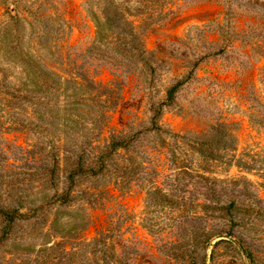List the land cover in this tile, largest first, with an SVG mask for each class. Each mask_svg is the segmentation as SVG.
Returning a JSON list of instances; mask_svg holds the SVG:
<instances>
[{
  "label": "rangeland",
  "instance_id": "1",
  "mask_svg": "<svg viewBox=\"0 0 264 264\" xmlns=\"http://www.w3.org/2000/svg\"><path fill=\"white\" fill-rule=\"evenodd\" d=\"M0 197V264H264V0H0Z\"/></svg>",
  "mask_w": 264,
  "mask_h": 264
},
{
  "label": "trees",
  "instance_id": "2",
  "mask_svg": "<svg viewBox=\"0 0 264 264\" xmlns=\"http://www.w3.org/2000/svg\"><path fill=\"white\" fill-rule=\"evenodd\" d=\"M160 9H162V5L160 7ZM170 13V12H169ZM169 13H166L165 15H168ZM160 20L159 17L153 19V23H159ZM113 23H116L113 21ZM33 72V71H32ZM30 77H32L30 79V82H24V87L26 89V91L28 93H38V82L36 80V78L34 77V75H31ZM35 79V80H34ZM45 83L47 84L48 81L46 80ZM40 87L42 88V86L40 85ZM177 86H173L169 91H168V97L169 99H172V95L173 93L176 91ZM47 94H50V90L47 89L44 91ZM52 94V93H51ZM47 97H49V95H47ZM40 100V98H39ZM158 110L155 111V115L152 118V121H154L155 116L158 114ZM41 118H44V116H42ZM118 146H121L120 143L114 142L112 144V148H116ZM54 171V169H52V172ZM23 197L18 193L17 194V200H22ZM64 203V202H63ZM62 203V204H63ZM23 207V205H11V204H5V201L2 200V198L0 197V242L3 240L4 237H6L9 233L13 232L17 225L24 219H27L28 217H30V215L28 213H21V208ZM41 208H34L31 209L32 211H38ZM31 212V211H30Z\"/></svg>",
  "mask_w": 264,
  "mask_h": 264
},
{
  "label": "water",
  "instance_id": "3",
  "mask_svg": "<svg viewBox=\"0 0 264 264\" xmlns=\"http://www.w3.org/2000/svg\"><path fill=\"white\" fill-rule=\"evenodd\" d=\"M204 17H207V15H196V16H191V17H189V18H187V19H183V20H180V21H178V22H176L174 25H173V28H176L177 26H179V25H181L182 23H185L186 21H188V20H191V19H193V18H197V19H203Z\"/></svg>",
  "mask_w": 264,
  "mask_h": 264
},
{
  "label": "bare ground",
  "instance_id": "4",
  "mask_svg": "<svg viewBox=\"0 0 264 264\" xmlns=\"http://www.w3.org/2000/svg\"><path fill=\"white\" fill-rule=\"evenodd\" d=\"M197 22H199V19L197 18H193L190 21H188V23H197Z\"/></svg>",
  "mask_w": 264,
  "mask_h": 264
}]
</instances>
